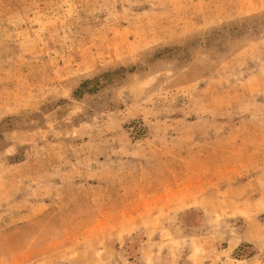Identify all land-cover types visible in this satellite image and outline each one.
I'll list each match as a JSON object with an SVG mask.
<instances>
[{"label": "rangeland", "instance_id": "rangeland-1", "mask_svg": "<svg viewBox=\"0 0 264 264\" xmlns=\"http://www.w3.org/2000/svg\"><path fill=\"white\" fill-rule=\"evenodd\" d=\"M0 264H264V0H0Z\"/></svg>", "mask_w": 264, "mask_h": 264}]
</instances>
